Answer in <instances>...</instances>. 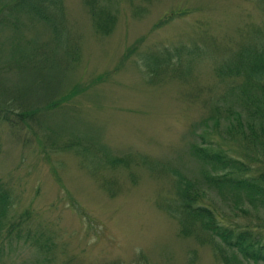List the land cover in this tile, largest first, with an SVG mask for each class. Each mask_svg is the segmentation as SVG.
Instances as JSON below:
<instances>
[{
	"label": "rangeland",
	"instance_id": "374dc122",
	"mask_svg": "<svg viewBox=\"0 0 264 264\" xmlns=\"http://www.w3.org/2000/svg\"><path fill=\"white\" fill-rule=\"evenodd\" d=\"M13 1L0 0V101L14 113L52 96L59 107L37 115V123L27 119L19 135L0 121V182L11 194L10 215L30 211V235L48 239L50 249L12 240L0 246V264H220L207 244L179 234L161 206L170 203L175 172L203 186L204 165L192 152L197 144L263 170L264 106L253 105L257 112L246 122L247 94L235 102L207 58L196 63L191 80L162 75L146 83L135 53L189 43L201 25L219 46L233 48L246 28H264V2L101 0L116 19L100 36L84 0H57L66 45L77 52L69 63L50 26L13 10ZM22 135L28 144L19 143ZM71 136L88 145L79 155L54 148ZM127 154L175 172L110 165ZM205 194L227 225H255V214L232 209L230 191Z\"/></svg>",
	"mask_w": 264,
	"mask_h": 264
},
{
	"label": "trees",
	"instance_id": "16d2710c",
	"mask_svg": "<svg viewBox=\"0 0 264 264\" xmlns=\"http://www.w3.org/2000/svg\"><path fill=\"white\" fill-rule=\"evenodd\" d=\"M100 1L84 0V3L91 15L94 31L103 36L113 29L116 14L110 12L107 3H100ZM261 1L264 2V0ZM10 6L13 10L33 15L49 25L52 41L55 46L64 49L65 59L69 63L77 59L76 50L66 45L67 33L63 32L61 18L54 11V9H59L57 0H14ZM245 30L239 38L240 42L238 39L234 43H237V46L233 48L227 46L224 49L201 25L196 38H193L191 42H180L173 46L153 45L155 48L151 52H136L135 60L138 59L144 71V81L155 84L162 79L159 77L162 75L165 78L168 77L169 80L184 82L191 80L194 78L196 63L207 58L212 62V76L217 83L224 85L227 92L233 95L235 102L239 104L247 94V105L242 104V107L249 112L246 122L247 120L252 122V113L257 112L253 105L264 106V28L255 26ZM33 50L27 56L28 61ZM42 58L43 63L48 60L46 55ZM240 79L243 81L241 86H239ZM194 94L197 92L192 95ZM258 97L261 102H258ZM58 103V99H53L52 96L41 105L24 104L22 108L20 107L21 110L14 113L15 110L10 108L8 101L2 100L0 101V121L6 123L13 135H19L18 133L22 130L21 125L24 126L23 123H26L27 119H34L37 123V115L58 108ZM215 107L213 106L211 111H214ZM27 131L30 130L27 129ZM231 135L232 138L235 137V133ZM19 143L24 145L29 141L22 135ZM86 146L88 145L83 144L79 138L71 136L65 141H60L57 146L54 145V148L60 151L71 150L79 155L78 149ZM192 152L204 165L202 169L203 186L201 187L197 181L187 179L175 171H169L166 168H164L166 171H162V168L156 165L157 162H151L144 156L140 157V160H131L130 154L123 155L111 161L110 165L128 167L129 163H134L153 173L165 172L167 175L166 173L175 172L172 175L170 203L161 208L177 221L178 233L182 236L192 235L197 242L207 244L214 259L220 264H264V219L258 220L259 215H264V169H252L240 160L227 155L224 150L210 147L205 143L194 146ZM81 164L89 170V165H84L85 162ZM106 165L112 167L108 163ZM206 190L214 193L218 191L222 197L224 192L230 191L234 204L232 209L255 214L257 219L255 225L248 223L236 226L227 225L218 217L217 208L211 202L212 200L206 201L203 198ZM11 205L10 191L0 182L1 248L12 240H24L38 246L41 250L50 251L45 243L48 239L43 242L39 236L30 235L33 233L27 228L30 211L26 210L17 214L16 217H11Z\"/></svg>",
	"mask_w": 264,
	"mask_h": 264
}]
</instances>
